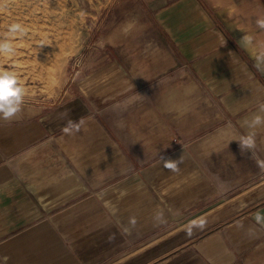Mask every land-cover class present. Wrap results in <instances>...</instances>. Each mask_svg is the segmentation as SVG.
Segmentation results:
<instances>
[{
    "label": "crops",
    "instance_id": "obj_1",
    "mask_svg": "<svg viewBox=\"0 0 264 264\" xmlns=\"http://www.w3.org/2000/svg\"><path fill=\"white\" fill-rule=\"evenodd\" d=\"M145 2L162 47L153 65L110 43L106 67L77 84L84 95L53 106L23 102L17 118L0 120V264L262 259L264 223L255 217L264 216V127L255 130L252 150L240 138L249 132L245 119L264 115V29L257 24L264 0H244L229 14L215 0ZM115 82L140 108L129 123L142 126H127L125 146L103 132L86 96ZM184 84L205 109H181L178 147L140 145L149 143L151 113L158 108L161 118L166 91ZM81 120L79 133L62 132ZM161 154L179 157L178 170L165 169ZM198 217L205 227L187 235L183 227Z\"/></svg>",
    "mask_w": 264,
    "mask_h": 264
},
{
    "label": "rangeland",
    "instance_id": "obj_2",
    "mask_svg": "<svg viewBox=\"0 0 264 264\" xmlns=\"http://www.w3.org/2000/svg\"><path fill=\"white\" fill-rule=\"evenodd\" d=\"M2 1L0 40H9L15 51L12 55L0 54V69L17 75L25 89L24 103L53 106L70 94L72 97H78L79 93L84 95L77 90V84L85 77L89 80L101 67H106L110 43L126 52L131 60L150 61L152 65L162 50L156 40L160 32L153 24L151 13L146 12V0H4L3 4ZM215 2L216 6H221L220 2L223 4L220 9L223 14L240 12L244 7V0ZM13 23H19L24 34H10L9 24ZM35 24L41 35H32ZM53 65L54 72H50ZM100 87L97 91H89L86 96L103 118V132L108 137L111 131L114 136L117 134L120 146H125L126 142L129 143L127 126L130 124L131 130L142 126L138 122L129 123L134 118L133 111L140 108H134L130 97H126L123 82L108 83L102 90ZM189 87L184 84L166 91L162 98V119L157 117L158 108H154L157 112L153 110L151 113L156 118L150 123L151 138L147 144L146 139L140 140V145L144 142L146 146L150 144L151 150H159L165 145L166 150L178 147L181 109H186L183 115L205 109L203 98L188 90ZM158 135H164V138L153 139ZM252 264H264V253L262 259H254Z\"/></svg>",
    "mask_w": 264,
    "mask_h": 264
},
{
    "label": "clouds",
    "instance_id": "obj_3",
    "mask_svg": "<svg viewBox=\"0 0 264 264\" xmlns=\"http://www.w3.org/2000/svg\"><path fill=\"white\" fill-rule=\"evenodd\" d=\"M259 28L264 29V18L257 21ZM10 34H23L24 29L19 23H13L9 26ZM15 49L12 43L5 39L0 40V54L12 55ZM25 89L20 85L17 75L14 72L0 69V120L11 121L17 118L18 114L22 112V105L24 102ZM260 112L264 113V104L260 105ZM243 126L249 129L246 136L240 138V145L242 149L252 150L256 147L255 130L260 127H264V115H255L251 119H245ZM83 120L79 122H72L63 127L62 132L65 135H74L79 133L81 130V125ZM160 160L162 166L165 169L171 171L178 170V164L180 162L179 157L172 159L164 155H160ZM261 166L264 167V161L260 162ZM163 213L158 214V218H162ZM257 223H264V216L257 214ZM130 223L134 226L135 219L132 218ZM206 221L203 217H198L196 219L190 220L182 230L186 232L187 235L191 236L194 229H203L205 227Z\"/></svg>",
    "mask_w": 264,
    "mask_h": 264
},
{
    "label": "bare ground",
    "instance_id": "obj_4",
    "mask_svg": "<svg viewBox=\"0 0 264 264\" xmlns=\"http://www.w3.org/2000/svg\"><path fill=\"white\" fill-rule=\"evenodd\" d=\"M4 1V0H3ZM3 1H2V4H3ZM16 10V9H15ZM12 14V13H11ZM9 19V18H8ZM16 19V18H15ZM13 21V20H12ZM4 22H6V21H4ZM8 22H9V20H8ZM15 22H16V20H15ZM2 23V22H1ZM9 25H11V24H9ZM8 25V26H9ZM2 26V25H1ZM3 27V26H2ZM4 28H5V26H4ZM33 28V32H32V35L34 36L35 34L37 35V33L39 34V35H41V32L39 31V28L37 27V25L35 24V27H32ZM2 30H3V28H2ZM7 30V29H6ZM2 32V31H1ZM4 32H5V30H4ZM24 34V33H23ZM2 35H4V34H2ZM9 35V34H8ZM33 36H31V37H33ZM31 37H29V38H31ZM28 38V39H29ZM34 38V37H33ZM49 71L51 72H54V65H53V68H49ZM168 91V90H167Z\"/></svg>",
    "mask_w": 264,
    "mask_h": 264
}]
</instances>
